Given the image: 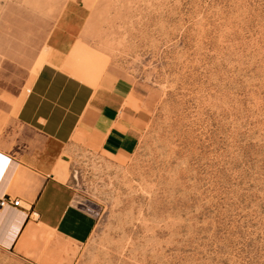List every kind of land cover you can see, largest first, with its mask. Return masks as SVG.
Masks as SVG:
<instances>
[{
    "label": "rangeland",
    "instance_id": "obj_1",
    "mask_svg": "<svg viewBox=\"0 0 264 264\" xmlns=\"http://www.w3.org/2000/svg\"><path fill=\"white\" fill-rule=\"evenodd\" d=\"M73 42L88 75L134 84L139 143L76 145L63 178L90 237L26 233L34 252L0 264H264V0H0V128Z\"/></svg>",
    "mask_w": 264,
    "mask_h": 264
},
{
    "label": "crops",
    "instance_id": "obj_2",
    "mask_svg": "<svg viewBox=\"0 0 264 264\" xmlns=\"http://www.w3.org/2000/svg\"><path fill=\"white\" fill-rule=\"evenodd\" d=\"M73 44L62 56L40 61L13 118L0 128V159H10L0 169V198L21 201V207H0V247L23 256L34 252L24 246L26 233H35L29 241L36 249L46 241L38 231L73 244L88 240L94 218L63 178L69 154L83 145L129 155L146 120L134 84L109 71L88 75L78 68ZM47 243L53 248L56 242Z\"/></svg>",
    "mask_w": 264,
    "mask_h": 264
},
{
    "label": "built area",
    "instance_id": "obj_3",
    "mask_svg": "<svg viewBox=\"0 0 264 264\" xmlns=\"http://www.w3.org/2000/svg\"><path fill=\"white\" fill-rule=\"evenodd\" d=\"M10 159H0V169L8 164ZM0 207H21V201L19 198H12L10 196H3L0 198Z\"/></svg>",
    "mask_w": 264,
    "mask_h": 264
},
{
    "label": "bare ground",
    "instance_id": "obj_4",
    "mask_svg": "<svg viewBox=\"0 0 264 264\" xmlns=\"http://www.w3.org/2000/svg\"><path fill=\"white\" fill-rule=\"evenodd\" d=\"M15 232V231H14Z\"/></svg>",
    "mask_w": 264,
    "mask_h": 264
}]
</instances>
